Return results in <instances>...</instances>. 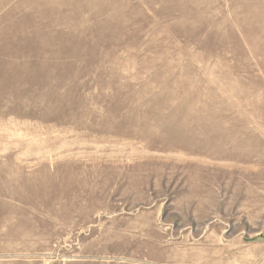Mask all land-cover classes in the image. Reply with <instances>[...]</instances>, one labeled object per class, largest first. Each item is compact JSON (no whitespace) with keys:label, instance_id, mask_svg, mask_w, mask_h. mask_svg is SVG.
Returning <instances> with one entry per match:
<instances>
[{"label":"rangeland","instance_id":"374dc122","mask_svg":"<svg viewBox=\"0 0 264 264\" xmlns=\"http://www.w3.org/2000/svg\"><path fill=\"white\" fill-rule=\"evenodd\" d=\"M0 264H264V0H0Z\"/></svg>","mask_w":264,"mask_h":264}]
</instances>
